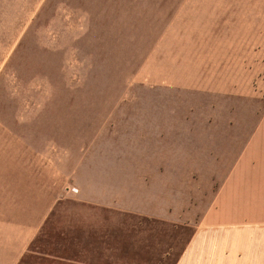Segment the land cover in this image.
Masks as SVG:
<instances>
[{
    "label": "rangeland",
    "instance_id": "rangeland-1",
    "mask_svg": "<svg viewBox=\"0 0 264 264\" xmlns=\"http://www.w3.org/2000/svg\"><path fill=\"white\" fill-rule=\"evenodd\" d=\"M36 3V33L0 59V264L77 200L243 258L264 224V0Z\"/></svg>",
    "mask_w": 264,
    "mask_h": 264
},
{
    "label": "crops",
    "instance_id": "crops-1",
    "mask_svg": "<svg viewBox=\"0 0 264 264\" xmlns=\"http://www.w3.org/2000/svg\"><path fill=\"white\" fill-rule=\"evenodd\" d=\"M36 2L0 0V59L13 58L18 44L36 33L32 28L44 12V3ZM74 202L85 210L70 212L67 227L44 226L49 212L41 221L29 223L21 244L12 249L5 264H264V224L246 226L243 258L234 254L233 258L210 259L206 252L213 251V245L205 241L201 230L190 242L188 236L183 240V228L127 225L126 220L137 212L95 200ZM49 234L53 237L42 242L41 237ZM225 248L231 251L232 245Z\"/></svg>",
    "mask_w": 264,
    "mask_h": 264
}]
</instances>
